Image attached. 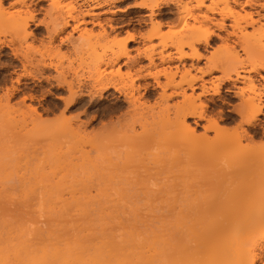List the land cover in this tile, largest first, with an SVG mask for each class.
<instances>
[{
	"label": "bare ground",
	"instance_id": "1",
	"mask_svg": "<svg viewBox=\"0 0 264 264\" xmlns=\"http://www.w3.org/2000/svg\"><path fill=\"white\" fill-rule=\"evenodd\" d=\"M48 1L50 2L48 14L51 16L53 27L51 31H49L50 38L47 42L49 44H45L46 47L44 46L47 49V51H43L47 52L45 53L46 57L50 55V51L53 52V49L54 51L60 49L58 46L55 49L56 46L53 45L56 37L61 36L68 28H71L72 31L69 33L70 35L68 34L69 36L66 37V39H62V44L65 43V41H67V43L69 41L74 47H71L73 51L79 44V47L82 46V48L85 49L87 46H90L89 54L93 52L91 57L94 59L96 58L95 60L92 59L94 60V66L89 76L92 78V87H98L100 91L104 92L114 89L115 92H118L126 98L131 107H137V110L143 107V105H141L142 103L139 104L140 97L136 95L139 88L137 89L134 80L128 83V85L130 84L129 86L125 85L127 83L122 82V75L120 73L122 66L134 67L141 58H144L148 61L149 67L146 75L151 76L154 75L152 69L157 67V59L159 58L162 64L168 65L164 68V71L166 77H168L170 81H173L178 73L179 67H176L177 71L174 72L173 69L170 68V63L175 59L201 58L203 54L201 53L200 46L201 44H210L215 33L213 27L215 26L221 30H226V21L230 20L233 31L227 33V36L223 37V40L228 43L227 40L230 39L231 35L236 36L241 50H236L237 47H232L235 48V50H231L232 53H230L231 56H229V60L217 61V59L214 60L213 57H210V59L208 58L207 60L208 63L207 61L206 63L209 70L208 73L214 68L221 69L222 75L220 78H217L218 81L226 83L233 82V86H237L236 83L238 82L243 83V86H239L237 91V93H240L242 96L240 107L237 109L242 121L232 133L228 132V134H225L224 132H216L212 138H209L205 132L200 134L197 133L196 127L189 121V118L207 119V104L201 100V96H208L210 94L220 96V83H217V80L216 82L215 80L212 81L210 85H207V82H203L201 85L202 92L196 94L195 88H197V86L195 82L201 79V77L197 76V74L193 75L190 68H185L181 71V79L191 88L192 92L189 93L187 88L180 85L179 88H181V91L179 93L182 96L181 102L174 106L167 104L162 107L161 104L159 105L160 110L156 112H152L151 110V112L148 111V113H145L147 110L142 108L144 111L141 109V111H143V113L141 112V116L143 115L141 117L143 121L141 122V126L144 128V132L138 134L136 138H140L141 143L152 141L151 139L161 136L163 133L159 135L160 132H163V129L168 127L167 129L170 130L168 131L170 132V136L179 133L177 135V141H181H179V146L182 145L181 147H184L183 149H186L189 155L197 160L204 161L207 166L213 169L216 168L215 174L213 173L207 178H202L201 181L196 184L198 189L195 190L197 191L196 197L199 199V196L202 195V198L200 197L201 199H199L200 201H196V203L193 205L190 204L186 208L176 207V205L174 206L166 199L159 201L156 199L155 201V198H152V196L156 195V191L150 190V187L149 190L146 188V191H143L142 189L144 188L140 189L138 183L140 182L139 179L141 178L139 177L141 175H148L149 172L154 173L156 170H154V172L151 171L150 168L154 167H152V165H149L150 168L147 167V165L143 166L144 168L146 167L145 170H140V168H144L138 166H132V169L129 165L132 162V158H129V155L138 153L134 150L132 153L129 151L125 154V156H127L125 161L124 158L122 159L124 164L127 161L123 170L124 168L125 170L127 169L126 172H129V174L126 176L127 173L122 171L123 175L126 173L124 176L127 177V180L126 177H120L118 180H115V182H117L115 183L112 181V176L110 184L105 183L104 185L103 183V185L100 184V186L99 184L98 186L95 185L97 187L96 189H98L96 190V195L91 193V187L89 188L86 186L89 190H87L86 187L82 188L84 189L83 191H81V189L78 190L81 195L78 196L77 194L79 193H77L74 196L71 195L70 197L72 198L70 200L68 199L69 197L67 199L64 197L63 199L62 194L64 189L62 190V188L64 186L61 187L62 184H60V182L48 180V183V181L43 180L41 183V181L38 182L34 180L35 184H33L31 183L33 180H30V178L28 179L26 176H22L23 178H21V180L23 185H21V187L23 190L21 189V194H23L22 196L20 194V198H18L17 201L14 200L10 202L9 200L7 202L8 204L3 202L2 197L5 195V197H7L8 195L3 192V185H0V190L3 188L2 191H0V264L262 263L264 261V150L261 151L255 147L236 148L243 139L247 137L254 138L258 135V126L261 125V116L264 114V91L254 92L253 95L248 93L249 90H255L257 87V78L252 74L260 73L261 70H264V21L261 20L262 15L256 18L254 11L248 10L249 7L246 9V6L252 5V0H210L209 3H207V0H172L180 10V29L171 34L170 40L168 39L169 34L163 30L164 23L157 18V13L155 11V9L162 7L163 4L167 3L169 0H142V4L150 9L151 26L150 30H148L149 32L147 31L146 35H144L149 44L147 43L148 46L144 49L138 48L137 56L131 55V43L137 42V37L135 35H129L124 39L115 38L112 40L113 42L110 41L111 44L109 41L104 40L105 37L101 38V36L104 35L106 38L109 37L107 36L109 32L105 25L102 24L98 11L111 4L112 0ZM32 2H34V0H0L1 44L7 43V39H2L1 37L5 30L13 31L14 35L21 38V44L24 39V42L27 43L26 38L31 33L28 29L29 20L35 18L29 5ZM260 6L264 9V3ZM204 7L205 9L203 10ZM113 12L115 13L116 11ZM215 15H217L218 18L215 17ZM88 23L100 25L101 31H98V34L96 33V35H94L93 30L85 29L87 28L85 25ZM109 27L112 29L114 28L111 24H109ZM75 32L79 36L76 37L78 39H75V37L73 39V34ZM93 37H95V39L98 37V39L101 38L108 42V45L105 46L106 43L100 41L101 44L105 43V48L108 47L110 51L109 55L105 54L104 47L100 49L104 54H99L100 51L98 52L97 50L99 46L97 45L100 42L98 39H96L97 41L93 39ZM156 38L160 39V44L158 45L162 47L159 54L156 53L157 44H151ZM91 40H95V43H99L93 44ZM77 42L79 44L75 47L74 44ZM83 42H86L84 43L85 47L83 46ZM30 46L27 47L28 53L32 48ZM169 46H173L176 51L174 53L168 52ZM101 47L102 45H100V48ZM27 51L25 56H29ZM42 54L43 53H41V55ZM44 56H42L37 63L38 66H40L42 70L47 67H53L56 71L60 72V66L53 65L52 61L46 63L45 58H43ZM122 59H124L123 63H121ZM44 61L46 64H40ZM101 64L105 65L104 69L101 68ZM200 71L202 74H206L207 70L200 69ZM116 72L118 74H116ZM116 76L120 78L118 79ZM81 87L82 85H78V88ZM75 88L76 85L73 83L68 85V89L71 93H76L74 91ZM18 89L19 88L14 85L11 88L7 87L5 92L0 94V107L2 106V108L4 107L7 109L12 98L11 96ZM165 101H168V98ZM9 109L10 108H8L6 112H8L7 115L11 117H9L7 121H9L13 127H20L22 124L21 127L25 129V127H29L30 123H33V129H36L41 123L42 113L32 104L28 106V111L20 112V114L17 112V114H19L18 116L21 118H17L13 113L10 114L11 109ZM29 118H32L31 122L28 121ZM209 121L210 120H208V122ZM72 125L71 123L67 125L63 124L61 127H58L59 129L57 131L62 134L70 132L72 133L70 135L81 136L85 129L82 130L80 125L77 128ZM245 125H247V127H245ZM148 128L149 130H147ZM175 143L178 144L176 141ZM60 153L55 155L56 160L61 159L60 157L63 156H61ZM64 154L63 157L68 155L69 152H64ZM88 158H90L89 154H84V159L88 160ZM26 159V164L29 162L31 163V160L36 159V154H30ZM133 159L135 158L133 157ZM224 159L227 164L226 168L222 166V160ZM156 161L154 157L155 166ZM29 168L31 169L32 167ZM130 168L132 171L129 170ZM141 171H143V173ZM134 174L135 177H133ZM157 175H154V177ZM222 175L227 176V178L220 179ZM128 177H130L129 180ZM43 178L47 179L45 174ZM133 179H135L136 182H131ZM142 179L144 178L142 177ZM111 182L113 183L111 184ZM210 184L214 185V187L209 194L203 196L204 191L202 188ZM41 188L43 190L39 191ZM74 190L75 189H73V191ZM74 192L72 194H74ZM144 192L145 196L147 194V199L146 197L142 199L145 201L147 207L149 206L148 208H150L151 212L157 217L156 221L153 219L155 222L149 219L151 224H147L149 221H146L149 218V216H147L148 213L144 216L145 214L143 215V213H141V209L143 208L140 209V206H144L139 204L141 203L140 195H143ZM150 195H152L151 198ZM7 198L10 197L8 196ZM227 198L229 201L226 203ZM165 202L167 204L164 205L166 207L163 208ZM9 204L14 205V207H11ZM160 204H162V207ZM38 210H41L39 214H41L42 210L43 213L45 212L47 214L46 217L48 221L44 223L47 224L46 228L42 226H35L36 228H34V224L36 223V225H38L37 221L39 223V218L36 217V215H38ZM65 214H69L70 216L73 214L86 217L97 216V220L92 219L95 220L96 223L91 221L95 223L93 225L96 226L98 222L100 224V221L102 222V220H104L103 224L101 223L97 226L101 227L102 225H107V229L103 226L105 230H111L109 233L107 232V235L104 228H102L104 231H102L103 234L101 232L102 229L100 230L99 228L97 230L96 226L95 232L97 234L95 232L92 233L93 235L95 233V236L90 234L91 237L93 236L92 238L88 234L85 239L81 238L80 242L74 241L76 240L75 238H73L74 240H68L72 238L69 236L68 239L65 238V240H63L64 229L61 231L63 237H61L59 231L61 225L65 221L62 222ZM126 214H128V216H133L129 218L126 217ZM140 214L143 220H137ZM155 215L152 217H155ZM40 216L41 215H39V217ZM143 217L148 218L145 220ZM99 219L102 220L99 221ZM70 220L67 219V223H69L68 221ZM79 220H76L77 223ZM82 220L83 219H81V221ZM29 221H32L31 224L35 221V223H33L34 230L33 228L31 229L32 226ZM110 222H112V225ZM73 223L76 224V222ZM115 223H117V227L112 228L114 225L116 226ZM138 223H143L141 225L146 226L143 227L139 224L140 227L137 225ZM79 224L76 225V227L80 230L81 225ZM153 224L155 228L158 226L157 229H159V233H157V236L162 235V238H157L156 234L152 232L151 235H155L158 240H161L160 242L155 239V237L147 235V238L143 235L145 241L149 240L147 243L144 242V240L140 243V239L137 240L134 238L135 235L139 234L138 229L143 227L145 229L141 231H145L148 229L147 225L153 227ZM156 224L158 225L156 226ZM130 225L136 229L135 231L133 230L134 232L130 231L132 229ZM29 226L31 227L29 228ZM83 226L85 229L87 228L85 224H83ZM137 227L139 228L137 229ZM155 228L153 227V230L158 232ZM122 230L123 232L124 230L125 232L127 230L130 231L131 236L128 233L129 231H127L126 234H128L130 238L132 237L131 241L128 240L127 237H125L126 239L124 238L126 234H124ZM160 230L163 231V233L160 232ZM70 231L72 232L71 229ZM119 231L124 234L123 237H121L122 233L120 235ZM150 231L147 230V232ZM131 232L134 236H132ZM139 236L136 237L138 238ZM133 238L134 240H132ZM135 240H137L136 244H141V246L138 245L144 249L139 251V246H137L139 250L137 248L135 249V245H133ZM154 240L156 242H154ZM148 243L150 244L149 246ZM76 244L78 246L77 248L74 246ZM106 244L111 246L110 250L108 249L109 246ZM93 245H95V248ZM102 245L106 246L103 252L101 250L102 248L104 249ZM136 252L139 254L137 255ZM133 255H135V258Z\"/></svg>",
	"mask_w": 264,
	"mask_h": 264
},
{
	"label": "rangeland",
	"instance_id": "2",
	"mask_svg": "<svg viewBox=\"0 0 264 264\" xmlns=\"http://www.w3.org/2000/svg\"><path fill=\"white\" fill-rule=\"evenodd\" d=\"M209 1L210 0H207V3H209ZM49 3L50 2L48 0H34V2L29 4L31 7V11H33L35 15V18L29 20L28 29L31 33L26 38L27 43L24 42L25 39L24 41L22 39V44H26L22 45L20 43L21 38H18L16 35H14L13 31L11 30H5L1 35L2 39H7V43H0V94H3L7 87L11 88L13 85L19 88L11 96L12 98L10 100L9 106H7V109L10 108V114H15L17 118H21L20 116H18L20 112L28 111V106L30 104L37 107L42 113L41 123L36 129H33V123H30L29 127H25L24 129L23 127H21L22 124L20 126L21 128L13 127L9 123V121H7L8 118L11 117L7 115V109L4 107L2 108V106L0 107V185H3H1L2 187H4V189L2 188L4 190L3 192H5L10 197L7 198L8 196L5 197V195V198L2 197V201L8 204L7 202L9 200L10 202H13L14 200L17 201V199L20 198V194L23 190L21 187V185H23L21 180V178H23L22 176H26L28 179L30 178V180H33L31 182L33 184H35L34 180H37L38 182L41 181V183L43 180L60 182V184H62L61 187L64 186L62 188V190L64 189L62 194L63 199L64 197L65 199L69 197L68 199L70 200L72 198L70 197L71 195L74 196L75 194L79 193L78 190L80 189L81 191H83L84 189L82 188H85L86 186H88L89 188L91 187V193L96 195V190H98L96 189V186H98V184L99 186L100 184L103 185V183L104 185L105 183L110 184V179L112 176V181L115 182V180H118L120 177L125 178L129 174V172H126L127 169L125 170L124 168L125 171L123 170V167L125 166V164H127V161L124 164L125 158L127 157L125 156V154L129 151H131L132 153L133 150L135 152L137 151L138 153H133L134 155L130 153L132 157L131 155H129V158H132V162L130 161L131 163L129 164L131 168L132 166L144 168L143 166L146 165L149 168V165H152V167L154 166L155 168L157 167L156 169L154 167L150 168L152 172H154V170L156 171L154 173L149 172L148 175H141L139 178L142 179L143 177L144 179H142V182L141 179H139L140 182L138 180L139 183L137 182L140 189L144 188L142 189L143 191H146V188H148V190L151 188L150 190L156 191H154L156 195H150V198L152 196V198H155V201L156 199L157 201L166 199L168 202L170 201L171 204H173L174 206L176 205V207L179 208H186L188 205H193L194 203H196V201H200L199 199L202 198V195L199 196V199L198 197H196L197 191L195 190H198L196 184L201 181L202 178H207L213 173L215 174L216 168L213 169L207 166L204 161L197 160L189 155L188 151L186 149H183L184 147H181L182 145L179 146V143L181 142L180 140L177 141V135L179 133L177 135L173 134V137L170 136V132H168L170 130L167 129L168 127H165V130L163 129V132H160L159 135L163 133L161 136H157L155 139H151L152 141H147L146 143H141L140 138L136 137L138 136V134L144 132V128H142L141 126V122H143L141 118L143 115L141 116V114L144 110H147L145 111V113H148V111L151 112V110L152 112H156L160 110L159 105L161 104L162 107L163 105L165 106L167 104L174 106L175 104L181 102L182 96L179 93L181 91V88H179L180 85L187 88V91L189 93L192 92L191 88H189L187 84L182 81L183 79H181V71H183L185 68H190L193 75L197 74V76L201 77V79H198L195 82L197 86V88H195L196 94L202 92L201 85L203 84V82H207V85H210L212 81L215 80L216 82L217 78L221 77V69L214 68L210 73H208L209 70L207 68V60L208 58L210 59V57H213L214 60L217 59V61H224L225 59L229 60V56H231L230 53H232L231 50H235V48L232 47H237L236 50H241L240 44H238L236 40V36L231 35L230 39L227 40L228 43L223 40V37H226L227 33H231L233 31V27L230 25L231 21H226V30H221L220 28L215 26L213 27L215 33L213 38L211 39L210 44H201L200 46L201 53L203 54L201 58H184L182 60L175 59L170 63V68H172L174 72L177 71L176 67H179L178 73L176 74L173 81H170V79L166 77L164 71V68L168 65L162 64L159 58L157 59V67L152 69L154 75L151 76L146 75L148 71L147 69H149V67L148 61L144 58H141V60H139V62L134 67L122 66V70L120 71L122 75V82L127 83L125 84L127 86L128 83L134 80L137 89L139 88V93L137 91L136 95L140 97L139 104L142 103L141 105H143V107H140V109L138 108L139 110H137V107H131L126 98L118 92H115L114 89H110L104 92L100 91L98 87H92V78H90L89 76L93 71V63L96 58L94 59L91 57V54L93 53L92 49V53L89 54L90 46H87L89 50L86 47V49L88 50L87 51L85 48H82V46L79 47L80 44L77 42L74 45L76 47V45L79 44L78 47L80 49L77 47L75 49L76 51L74 50V52L71 49V47H74L69 41L68 43L67 41H65V43L62 44V39H66V37L70 35L69 33H71L72 31L71 28H68L61 34V36L56 37L55 43L53 45L56 46L55 49L58 46V48H60V51H54L53 49V52L50 51V55H48L49 57H46L45 53L47 52L43 51H47V49L45 48V44H49L47 43L50 38L49 31H51L53 27L51 23V16L50 14H48ZM251 3L252 5L246 6V9L249 7L248 10L254 11L256 18H258L257 16L260 17L262 15L261 20L264 21V9H262V7L260 6L264 3V0H252ZM204 9L205 7L203 8V10ZM113 11L116 12L114 13ZM155 11L157 13V18L164 23L163 30L169 34L168 39L170 40L171 34L180 29L179 7L174 3V1L169 0L167 3H164L162 7L155 9ZM98 12L100 13L102 24L105 25L109 32L107 34V36L109 37L106 38V36L104 35L101 36V38L105 37L106 39L104 38V40L109 41L110 43V41L115 38L124 39L129 35H135L137 37V42L131 43V55L135 56H137L138 48L144 49L148 46L149 42L146 41L144 35H146L147 31L150 30L151 12L149 8L142 4V0H112L111 4L103 7ZM215 17L218 18L217 15H215ZM109 24L113 25L114 28H110ZM85 27H87L85 29L93 30L94 35H96L98 31H101L100 25L88 23L87 25H85ZM77 36L78 34L75 32L73 34V39L74 37L75 39H78L76 38ZM101 38L98 39L97 37L96 39H98L99 42L104 41ZM93 39H95V37H93ZM95 40L92 41L93 44L95 43ZM106 41H104L106 43L105 46L108 45V42ZM101 42L97 45L99 46L97 49L98 52L100 51L99 54H104L105 52V54L109 55L110 51L108 50V47L105 48V43L101 44ZM84 43L86 42H83V46ZM154 43L157 44L156 53L159 54V51L162 48L160 45H158L160 44V39L156 38L151 44ZM100 45H102L101 48ZM28 46L32 47L29 50V53L27 51ZM103 47L105 48L104 52H101L100 49H103ZM26 51L29 56H25ZM175 51L176 50L173 46L168 47V52L174 53ZM41 53L43 54L41 55ZM42 56H44L43 58H45L46 63L52 61L53 65L60 66L59 71L61 73L56 71L53 67H47L42 70L41 67L37 64ZM124 59H122L121 63L124 62ZM44 63L45 61L41 62L40 64L44 65ZM101 68L104 69L105 65L101 64ZM200 69L207 70L206 74H202ZM116 74L118 73L116 72ZM252 75L257 78V87L255 90L248 91V93L251 95H253L254 92L257 91H264V70H261L260 73H253ZM116 78L119 79L120 77L116 76ZM218 82L220 83V96L212 94L208 96H201V100L207 104V119L201 120L195 117L189 118V121L193 123L194 127H196L197 133L200 134L205 132L209 138H212L216 132H224L225 134H228V132L232 133V131H235V128L242 121L237 111V109L240 107L242 96L240 93H237V91L239 86H243V83L238 82L236 83L237 86H233V82L226 83L217 80V83ZM70 83L76 85V88L74 90L76 93H71L69 91L68 85ZM78 85H82V87L78 88ZM167 98L168 101H165ZM142 108H144V110ZM141 109L143 111H141ZM17 112L19 114H17ZM208 120L212 122L209 121V123ZM28 121L31 122L32 118H29ZM70 123L73 124L72 126H74L75 128L80 125V127H82V130L85 129L84 132L82 131L84 134L82 133L83 135L81 134V136H74L70 135L72 134L70 132L62 134L57 131L59 129V126L61 127L63 124L67 125ZM212 123L213 126L211 127ZM260 123L261 125L258 126V135L254 138L247 137L243 139L236 148L255 147L261 151L264 150V114L261 116ZM245 127H247V125H245ZM147 130H149V128ZM174 140L178 142V144L175 143ZM60 152L63 154H61ZM64 152H69V154L63 157L65 155ZM33 153L36 154V159H33L31 160V163L29 162L26 164V157ZM59 153L61 156H63L60 157L61 159L56 160L55 155ZM86 153L90 156L88 160L84 159V154ZM159 156L161 159L159 158ZM133 157L135 159H133ZM154 157L157 160L156 166L154 165ZM123 158L124 161L122 160ZM28 166L32 168L30 169ZM222 166L224 168H226L227 166L225 159L222 160ZM131 168L129 170L132 171L133 168ZM145 168H140V170H145ZM159 170L161 175L159 173ZM122 171L127 173H124V175L126 174V176L123 175ZM141 172L143 173V171ZM44 174L47 179L43 178ZM154 175L157 176L154 177ZM133 177H135V174ZM129 178L130 177H128V180ZM222 178L226 179L227 176L222 175L220 179ZM131 182L136 181L135 179H133ZM112 183L113 182H111V184ZM88 187H86L87 190H89ZM213 187L214 185L210 184L205 188H202V190L204 191L203 196L209 194ZM2 189L0 191H2ZM73 189H75L74 191L76 192H74ZM42 190V188L39 189V191ZM73 192L74 194H72ZM77 195L79 196L81 195V193ZM141 195V203L139 204H142V206L144 205L143 207L140 206V209H144H141V213H143V215L145 214L144 216H146V213H148L147 216H149V218H143L145 220L148 218V220H146L147 222L149 221V219L155 222L157 220L156 215L151 212L150 208H148L149 206L147 207L145 201L143 200L145 197L147 199V194L145 196L144 192L143 195ZM228 201L229 199L227 198L226 203ZM162 204H160V206ZM166 204V202L165 204H163V208L166 207L164 206ZM9 205L11 207H14V205ZM144 207H146L147 209ZM40 211L41 210H38V215H36V217L39 218V223L37 221L38 225H36L34 221V228H36L35 226H42L45 228L47 227V224H44L48 221L46 217L47 214L45 212L43 213V210L41 214H39ZM128 214H126V217L130 218V216H133H128ZM39 215L41 216L39 217ZM68 215L69 214H65L63 220L61 218L62 222L64 220L66 221H64V223L62 224L64 227L61 225L59 231L61 237L64 236V239L62 238L63 240H65V238L68 239L69 237H72L68 240H74L73 238H75L76 240L74 241L80 242L81 238L85 239L88 234L90 236V234L95 232L96 226L100 225L101 223L103 224L104 221L102 219H99V221L102 220V222L100 221V224L98 222L95 226L93 224L96 223L95 220H97V216L86 217L78 214H73L74 216L72 214V216ZM151 215H155V217H152ZM67 219H71V224L73 222H76V224L73 223L71 225L70 221H68L69 223H67ZM75 219L80 220L77 223ZM81 219H83L84 221H81ZM140 219L143 220L141 214L139 216V219L137 220ZM80 221L81 223L83 222L82 225L81 223L79 224ZM91 221H94L95 223H92ZM151 221H149L147 224H151ZM31 222L29 221L30 224ZM33 223L31 224L32 227L29 226V228H33ZM65 223L70 225L68 226ZM78 224L81 225V227L79 226L80 230L76 227V225ZM83 224H85V226L87 227L86 229ZM110 224L112 225V222H110ZM115 224L116 226L114 225L115 227L113 226L112 228L117 227V223ZM139 224L141 225L143 223H138L137 225ZM154 224L153 227L155 228ZM157 225L158 224H156V226ZM82 226L84 229L82 228ZM103 226L104 225H102L101 227L97 226L96 229L98 230L100 228L101 230L107 225H105L104 227ZM130 226L132 228L130 231L134 232L136 229H134L132 225ZM141 226L145 227L146 225ZM147 226V230H151L150 232H147V230H145L147 233L144 230L143 232L141 230L145 228L142 227L141 229H138L139 227H137L140 236L138 234L135 235L134 238H136L137 240L140 239V243L143 242L144 238H147V236L155 237V239L162 238V235L157 236V233H159V229H157L158 226L157 228H155L158 230V232L153 230V227H151V225ZM149 227L152 229H150ZM126 228L130 229L129 227ZM70 229L72 230V232H74L72 233ZM62 230L63 236L61 233ZM102 231L103 229L101 230V232ZM104 231H106V233H109V231L105 230V228ZM130 231L128 232L129 235ZM126 232L124 230L123 233L126 234ZM151 232L153 234H156L157 238L155 235H151ZM160 232L163 233V231L161 230ZM95 233L94 235H92L95 236ZM123 233L121 237L124 236ZM129 235L126 234L124 238L127 237V239L131 241L132 237L130 238ZM132 236H134V234H132ZM136 236L139 237L137 238ZM134 238L132 240H134ZM137 240L133 242V245H135V249H138L137 246H141V244L139 243L136 244ZM158 241L160 242L161 240ZM144 242L147 243L149 242V240H144ZM154 242L156 241L154 240ZM149 245L150 244L148 243V246ZM74 246L76 248L78 247L77 244ZM93 246L95 248V245ZM102 246L104 247V249H101L103 252L106 246ZM110 248L111 246L108 247L109 250ZM139 249L138 250L141 251V249L144 248L140 247ZM138 254L139 253H137V255ZM133 256L135 258V255ZM259 264H264V261Z\"/></svg>",
	"mask_w": 264,
	"mask_h": 264
}]
</instances>
